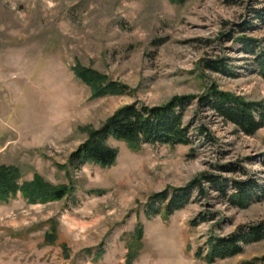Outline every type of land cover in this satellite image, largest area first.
Wrapping results in <instances>:
<instances>
[{
	"label": "rangeland",
	"instance_id": "374dc122",
	"mask_svg": "<svg viewBox=\"0 0 264 264\" xmlns=\"http://www.w3.org/2000/svg\"><path fill=\"white\" fill-rule=\"evenodd\" d=\"M261 6V0H0V165L19 168L20 182L38 174L73 188L47 202H29L20 191L0 200V264H249L255 258L253 264H264V239L211 263L195 255L211 234L227 236L264 220V199L231 206L204 182L203 195L193 189L188 204L167 218L144 213L152 194L202 173L255 178L264 187V126L241 134L194 100L183 118L191 144L132 150L109 138L118 151L111 166L61 167L88 129L125 104L199 96L211 83L247 100L264 99L254 55L235 39L252 37L257 51L264 49V25L250 13ZM244 21L256 26L240 33ZM207 58L222 59L234 76L203 69ZM76 64L127 85L125 93L93 97L74 74ZM199 215L207 220L191 227ZM53 227L56 239L48 244L44 235ZM129 247L136 254L128 261Z\"/></svg>",
	"mask_w": 264,
	"mask_h": 264
},
{
	"label": "trees",
	"instance_id": "16d2710c",
	"mask_svg": "<svg viewBox=\"0 0 264 264\" xmlns=\"http://www.w3.org/2000/svg\"><path fill=\"white\" fill-rule=\"evenodd\" d=\"M172 3L183 4L187 0H169ZM264 1V0H261ZM253 19L264 25V6L251 7ZM256 26L253 22L244 21L238 26V32H244L246 26ZM228 38H233L230 33ZM242 46L245 53L254 55L253 59L258 73L264 78V49L257 51L258 40L243 34L235 38ZM203 69L220 72L234 76L222 59H204ZM74 74L90 87L93 97L106 94L125 93L127 85L109 80L106 75L94 69L76 64ZM196 100L200 107H206L226 123L232 124L237 132L252 136L264 126V99L247 100L234 93L219 89L211 83L199 95L192 94L173 96L164 103L147 105L138 101L125 104L117 108L98 128L87 130V137L69 154L67 163L61 167L79 169L85 163H94L102 167L114 164L118 151L108 143L109 138L124 141L130 149H139L144 143H160L175 146L177 144H191L190 125L183 120L187 107ZM200 133L205 129L200 127ZM264 166V158L262 160ZM21 173L15 166L0 165V200L7 201L17 191L29 202H47L58 200L72 191V186L67 184H51L40 175L34 174L31 180L19 181ZM207 182L217 190L231 205L245 208L252 202L264 199V187L255 178L247 180L234 179L202 173L192 179L186 186L156 192L150 196V201L145 205L144 213L147 217L160 215L167 218L174 211L182 209L188 204L190 194L196 189L199 194H204L203 183ZM228 189V190H227ZM96 191V190H92ZM204 215H199L189 221L191 227L206 221ZM137 236L141 237V228ZM56 239L53 227L44 235V241L52 244ZM264 239V220L253 225H240L227 235L211 234L205 246L198 248L196 256L207 262L224 259L243 251V246ZM65 251L66 245L62 246ZM90 253V249L87 250ZM103 250L96 251V258L100 257ZM136 253L128 248L127 260H131ZM259 258L248 262L253 264ZM264 261V256L260 258Z\"/></svg>",
	"mask_w": 264,
	"mask_h": 264
}]
</instances>
